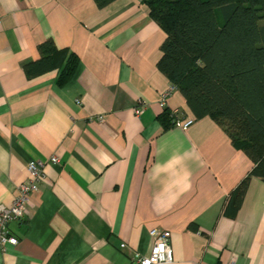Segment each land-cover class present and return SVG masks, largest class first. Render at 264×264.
Masks as SVG:
<instances>
[{
  "label": "crops",
  "instance_id": "crops-1",
  "mask_svg": "<svg viewBox=\"0 0 264 264\" xmlns=\"http://www.w3.org/2000/svg\"><path fill=\"white\" fill-rule=\"evenodd\" d=\"M166 37L141 0H0V205L30 162L45 174L28 216L9 223L19 241L0 246V264H134L156 227L171 231L174 254L160 264H264V180L225 212L254 162L172 88L158 67ZM49 38L81 58L65 87L57 70L23 69ZM164 93L188 127L164 128Z\"/></svg>",
  "mask_w": 264,
  "mask_h": 264
},
{
  "label": "trees",
  "instance_id": "trees-1",
  "mask_svg": "<svg viewBox=\"0 0 264 264\" xmlns=\"http://www.w3.org/2000/svg\"><path fill=\"white\" fill-rule=\"evenodd\" d=\"M104 7L114 0H95ZM166 32L159 69L184 95L196 118L210 116L254 162L232 192L225 212L242 206L253 176L264 180V0H141ZM40 58L23 64L31 79L57 70V85L75 77L80 56L53 38L38 45ZM180 110L165 106L159 119L176 125Z\"/></svg>",
  "mask_w": 264,
  "mask_h": 264
},
{
  "label": "built area",
  "instance_id": "built-area-1",
  "mask_svg": "<svg viewBox=\"0 0 264 264\" xmlns=\"http://www.w3.org/2000/svg\"><path fill=\"white\" fill-rule=\"evenodd\" d=\"M172 88L174 89L173 86ZM167 95L168 93L162 95L161 105L163 107H165ZM144 106L142 101H137L134 107L135 113L140 115L143 112ZM193 121L194 119H180L176 122V125L186 128ZM50 162L57 163L59 162V158L54 156L50 159ZM28 170L30 172V178L18 186V193L13 203L11 205H0V246L3 249L9 243L13 245L18 244V237L10 233L8 225L12 221L23 220L28 216L30 195L39 188V183L45 176L43 161L30 162L28 164ZM150 235L154 240L150 253L147 255L141 254L140 252L134 253L133 263L160 264L173 261L174 254L171 245V231L156 227L150 230Z\"/></svg>",
  "mask_w": 264,
  "mask_h": 264
}]
</instances>
